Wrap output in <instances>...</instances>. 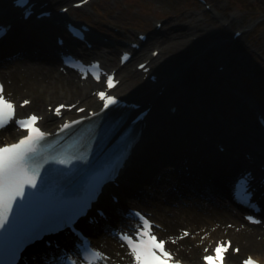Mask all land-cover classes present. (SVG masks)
<instances>
[{"label": "bare ground", "instance_id": "1", "mask_svg": "<svg viewBox=\"0 0 264 264\" xmlns=\"http://www.w3.org/2000/svg\"><path fill=\"white\" fill-rule=\"evenodd\" d=\"M67 1L70 0H34L38 4L37 11L44 7L45 11L54 13V20L59 24L61 23V30H63L65 20H69V18L59 14V10L65 7L59 8L58 6ZM78 2H81V0ZM7 4L8 0H0V21L5 22L7 20L14 28L10 37L0 43V59L11 54L16 58L0 61V65L3 66V68L0 66V72L3 73L2 69L5 68L11 70L9 76L4 77L7 80H12V86H17L16 89L21 91L18 94L19 97L23 93L18 82H22L23 87L28 89V96L33 99V103L26 110L21 111H29V113L39 111L45 117L43 126L48 128L49 122L57 120L52 114L47 113L43 107L44 103L57 100V93L68 96L73 90L80 91L82 100L87 101L83 106L90 105L100 108L95 98H90L91 95L89 96L87 88L79 86L80 81L75 82V79L63 78L57 73L55 64L59 62L58 56L62 49L56 45L51 46L50 38L52 35L56 36L57 33H61L60 29L57 30L53 25L49 26L47 22L39 21L36 17L28 22H19L17 16ZM164 28L166 29H162V31L154 33L153 37H150L147 44L153 46L151 54L146 52L145 46L146 50H141L143 52L136 56V60L139 62L133 66L137 67L150 61L147 66L151 68V71L147 74L148 77L150 78L151 73L162 77L161 83L153 87L149 94L146 95L143 91H146L147 86L150 84V82L143 83L146 74L131 68L128 75H126L125 68L128 64L125 67H120L119 62L117 65H113L112 59H105L106 64H110V70L117 69L119 75L140 77L134 83L129 80V90L125 91L122 88L119 90V94L140 101L142 105L154 108L152 124H149L142 144L138 145L132 157L133 170H130L127 174L129 184L126 186L124 193L127 197H132L131 193L134 192L135 188H137L136 191L144 188L147 192H154L155 196L150 197L148 200H142L141 202L133 200L131 204L139 203L137 209H141L158 219V221H154L167 228L169 235L180 236V233L174 234L178 228L183 225L191 227L190 230L196 238L194 243H191L188 238L179 244L184 246V250L174 248L190 264H200V257L197 255L200 247L196 243L199 244L203 241V244H207L209 240L206 238L202 240V236L211 231L210 227L219 222L221 226L216 231L222 233V235H231L234 241H237L238 237L241 245L242 243L246 244L242 246L244 252L247 254L255 252L259 255L258 259L264 262V239L257 238L259 231L255 229L256 227H248L255 229L253 231H240L239 233H235L232 228H227L228 223L239 224L242 214L236 213L233 215L228 203L229 194L226 190L229 180L236 174V167H244L246 163L242 156L241 160L235 163L233 153L239 151L241 154L250 155V162L258 161L264 158V144H262L260 138L254 140L257 145L248 143L250 141L248 137H245L246 141L239 150V148L233 146L241 142V138L235 136L231 140L226 138L225 145L228 146L226 153L216 154L212 152L210 144L218 140V135L211 130L207 133L201 127L204 120L222 125L223 118H226L227 124L235 126L240 134H242L241 131L248 133L238 121H229L230 115L214 110L211 107L212 104H207L209 103L208 95L217 89L219 90L227 81L225 79L226 75L233 72V67L228 64L229 61L237 64V59L232 55L230 49L231 43L217 42L226 34L223 27L221 29L214 26L209 28L204 24L196 25L195 23L191 24V22L177 24L173 20ZM89 38L96 42L98 40L96 36H90ZM156 50L162 52L158 56L159 58L157 57L158 60L152 56V53ZM8 53L11 54L6 55ZM93 54V51L85 52L87 56ZM218 62L228 65L229 69L227 67L225 72L220 73L217 70ZM139 84L144 86L143 90L138 87ZM159 87H166L164 98L157 97L156 92ZM231 91L234 93L238 90ZM240 93L246 98L241 97L243 104L251 106L249 103L251 102L255 105L251 98L244 95L246 92L242 91ZM237 95L232 96L239 98L240 96ZM70 105L67 104V106ZM196 109H199L204 116L203 119H196L198 120L197 125L190 120L187 122L189 116H192ZM240 113L238 112V114ZM158 120L160 124H157ZM239 121L247 126L252 125L249 121L244 122L241 119ZM218 128L224 130L220 135L226 137L229 128ZM12 135L17 136L18 134L13 131ZM232 141L234 142L233 145H231ZM179 147H191L189 151L192 153V160H186ZM169 151H171L170 157H168ZM212 156L220 158V160L217 162ZM226 159L230 160L231 165L226 164V166H223L222 162ZM155 171H158L157 173L162 175L163 178L165 177L160 185L151 180L150 174ZM137 175L139 178L136 177ZM135 178L138 179L134 181ZM166 179L169 180L168 185L177 186L180 191L178 193L166 192L160 194L161 186L166 184ZM150 186H152V189L149 190ZM201 195L203 196L201 197ZM189 197L197 199L193 200ZM184 202L190 203V205L184 206ZM103 205L111 212L112 220L110 224L118 229V224L123 221L119 219L118 214L115 215L117 207L108 203L107 200H104ZM122 227L124 226L120 228ZM95 243L97 248L109 258L107 262L119 261L122 252L118 249L119 244L116 247L110 238L104 237H99L95 240ZM228 262H236L235 257L230 256Z\"/></svg>", "mask_w": 264, "mask_h": 264}, {"label": "rangeland", "instance_id": "2", "mask_svg": "<svg viewBox=\"0 0 264 264\" xmlns=\"http://www.w3.org/2000/svg\"><path fill=\"white\" fill-rule=\"evenodd\" d=\"M74 1L77 0L67 1L58 7H68L71 4L70 2ZM207 2L211 5L213 12H217L219 18L215 19L212 12L206 11L205 7L195 0H96L84 9L75 11L72 14V19L90 24L95 29L97 35L111 40L113 44L110 46L106 45L105 49L100 51L99 54L104 55L106 59L107 57H111L114 59L113 63L115 64L118 63V54H114V45L125 47L124 45L121 46L120 42L137 41V34L139 32L150 33L152 36L159 22L163 24V29H166L164 27L173 20L177 24L191 22V24H204L209 28L214 26L218 29L222 27L221 22L229 23L230 27L228 30H224L226 34L217 40V42L228 43L233 39L234 32H243L244 35L239 41L230 44L232 55L236 57L237 64L229 61L228 64L233 67V72L226 75L225 79L227 81L219 90L217 89L208 95L209 103L207 104H212L213 106L211 107L214 110L224 112L228 116L230 115L231 117L228 120L238 121L248 133L241 131L242 134H240L235 126L227 124L226 118H223L222 125L215 124V126L208 120H204L202 122L203 127L204 129L209 127L212 130L217 128L216 125L226 129L228 127L229 131L236 133L241 139L249 137V133L259 135L260 132L256 123L255 112L264 110V0H207ZM233 21L235 22L232 23ZM115 29L117 32L114 31ZM146 49L147 53L151 52L153 46L147 44ZM112 51H114L113 55H109V52ZM220 64L222 63H217L218 66ZM226 66L228 67V65ZM125 72L128 75V68H125ZM232 73L233 75H231ZM138 79V76L123 75L122 88L125 91L129 90V80L134 83ZM141 86L140 84L138 85L139 88ZM231 90L246 92L244 95H247L255 102V105L250 102L255 108L242 103L241 97L245 98L242 93L238 91L232 93ZM236 94L240 97L232 96ZM61 95L57 93L58 100L51 103L56 104L63 101L74 103L78 98L76 94L65 97H61ZM44 107L47 109L49 104L46 103ZM238 112L241 113L238 114ZM193 116L195 117L193 118ZM203 117L199 109H196L192 116H189L187 122L190 120L197 125L198 120L196 119H203ZM239 119L244 122L249 121L252 125H244ZM262 142L264 144L263 138ZM190 148L179 147L186 160H192ZM170 156L171 151L168 152V157ZM193 157L195 158L194 155ZM157 172L155 171L150 174L151 180L158 178ZM165 187L168 188L167 190H172V187L168 184ZM190 229L191 227L183 225L174 234H177L181 230L191 231ZM161 234L165 235L164 232H161ZM257 238H261V236L259 235ZM190 242L193 243L194 239L190 238ZM244 244L242 243V246ZM197 255L200 257L201 248ZM246 255L247 253L243 251L236 259L245 258ZM248 255L259 256L255 252Z\"/></svg>", "mask_w": 264, "mask_h": 264}, {"label": "snow or ice", "instance_id": "3", "mask_svg": "<svg viewBox=\"0 0 264 264\" xmlns=\"http://www.w3.org/2000/svg\"><path fill=\"white\" fill-rule=\"evenodd\" d=\"M17 6L25 7L28 0H15ZM86 2V0H84ZM30 13L26 10L25 15ZM5 29L0 26V35ZM79 36V34H77ZM81 68H84L81 65ZM85 74L92 73L94 78L99 80L102 74L99 65H91L84 69ZM107 86L112 88L114 80L112 76H107ZM4 86L0 84V129L6 127L15 119L16 125L27 132L17 142L0 146V232L11 231L13 224L10 220L14 218L18 210L25 207L28 199L34 197L46 185L47 174L50 169H45L44 165L48 163L68 165L70 162L65 159H56L52 157L49 161L42 156L41 149L50 133L42 130L39 122L42 117L32 114L26 118H16V104L4 95ZM99 98L104 101V108L117 103L114 96L105 92L97 93ZM29 101H24L27 105ZM21 105V106H24ZM66 106L60 105L55 109V114L60 115L61 109ZM83 111V109H80ZM79 121L66 122L61 125L60 131H66ZM36 190V191H33ZM236 191L241 193L246 199H250L248 192V180L242 177L236 185ZM251 222L258 223L252 217H248ZM141 223L133 234H120L119 239L122 246L127 247L128 255L132 258V264H180L175 260L173 253L167 250L168 241L160 239L154 233L155 227L150 220L141 217ZM189 234L184 232L182 237ZM176 241L173 240L172 243ZM231 247L230 241H220L215 247L213 255H205V264H224L225 254ZM208 249H205L207 252ZM239 252V249H235ZM109 258L99 250L87 249L83 255V264H106ZM74 264V262H72ZM243 264H259L258 261L249 256Z\"/></svg>", "mask_w": 264, "mask_h": 264}]
</instances>
